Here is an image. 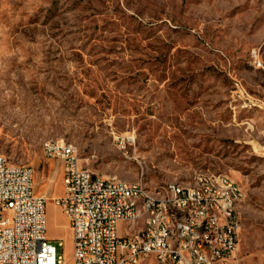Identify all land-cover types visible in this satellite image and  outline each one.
Listing matches in <instances>:
<instances>
[{
	"label": "rangeland",
	"instance_id": "374dc122",
	"mask_svg": "<svg viewBox=\"0 0 264 264\" xmlns=\"http://www.w3.org/2000/svg\"><path fill=\"white\" fill-rule=\"evenodd\" d=\"M59 140L150 187L228 174L234 264H264V0H0V151L33 167L68 260L61 162L43 152Z\"/></svg>",
	"mask_w": 264,
	"mask_h": 264
},
{
	"label": "built area",
	"instance_id": "2783aa9c",
	"mask_svg": "<svg viewBox=\"0 0 264 264\" xmlns=\"http://www.w3.org/2000/svg\"><path fill=\"white\" fill-rule=\"evenodd\" d=\"M43 152L61 162L62 194L52 200L70 229L71 256L58 254L62 239L55 243L47 234V198L34 190L33 167L11 163L0 151V264H234L241 219L227 207L228 190L203 188L197 175L191 190L165 182V205L143 198L148 214L133 213L127 190L160 184L102 177L82 165L76 146L60 140ZM209 175L229 182L226 173Z\"/></svg>",
	"mask_w": 264,
	"mask_h": 264
},
{
	"label": "bare ground",
	"instance_id": "6f19581e",
	"mask_svg": "<svg viewBox=\"0 0 264 264\" xmlns=\"http://www.w3.org/2000/svg\"><path fill=\"white\" fill-rule=\"evenodd\" d=\"M65 146H74L72 143L61 141ZM51 141H47L43 144V148H48ZM201 178V177H200ZM118 182H125L126 180L117 179ZM128 182V181H127ZM140 183V182H139ZM228 190L227 207L238 211V204L242 201L237 199V193L244 196L243 190L240 185L232 178L229 177V182L226 179H219L217 175L209 176L201 179V187L208 189ZM174 186L178 190H191L190 184H181L174 182ZM127 198H135V204H133V213L148 214V203H143V198H157V205H165V198H167V184H160V190L144 191V185H137V190L128 189Z\"/></svg>",
	"mask_w": 264,
	"mask_h": 264
},
{
	"label": "crops",
	"instance_id": "0c3cea01",
	"mask_svg": "<svg viewBox=\"0 0 264 264\" xmlns=\"http://www.w3.org/2000/svg\"><path fill=\"white\" fill-rule=\"evenodd\" d=\"M239 184V183H238ZM242 202V201H241ZM241 202L238 204V210H239V213H240V206H241ZM241 218V217H240ZM241 227H242V224H241ZM240 234H241V231H240ZM239 242H240V236H239Z\"/></svg>",
	"mask_w": 264,
	"mask_h": 264
}]
</instances>
